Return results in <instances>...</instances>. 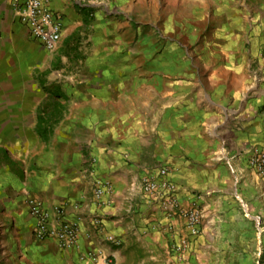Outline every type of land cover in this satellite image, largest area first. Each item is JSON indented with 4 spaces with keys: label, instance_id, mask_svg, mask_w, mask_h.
Returning <instances> with one entry per match:
<instances>
[{
    "label": "crops",
    "instance_id": "obj_1",
    "mask_svg": "<svg viewBox=\"0 0 264 264\" xmlns=\"http://www.w3.org/2000/svg\"><path fill=\"white\" fill-rule=\"evenodd\" d=\"M50 8L62 18L53 51L30 36L13 0H0V117L17 119L0 149V264H91L82 259L89 251L109 257L97 264H264V174L248 164L264 149V0H51ZM180 21L181 37L209 38L214 60L183 61L172 78L149 55L167 48ZM53 68L64 71V93L42 89H58L43 77ZM43 111L53 122L37 126ZM161 168L181 205L203 215L180 254L171 247L187 235L182 220L142 191ZM95 176L112 186L107 205L93 202ZM27 198L78 218V247L36 240Z\"/></svg>",
    "mask_w": 264,
    "mask_h": 264
},
{
    "label": "built area",
    "instance_id": "obj_2",
    "mask_svg": "<svg viewBox=\"0 0 264 264\" xmlns=\"http://www.w3.org/2000/svg\"><path fill=\"white\" fill-rule=\"evenodd\" d=\"M50 2L51 0H13L19 20L26 25L30 36L47 51L57 48L62 35V18L50 8ZM220 156L225 158L229 169L233 171L229 162L233 157H226V148H221ZM248 164L258 175H263L264 149L254 151L248 158ZM167 173L166 168H161L157 172L158 178L147 175L141 180V186L148 199H163L162 210L168 218L182 220L187 235L179 234L178 241L171 247L175 254H180L189 246L190 237L199 235L203 215L195 206L181 205L175 197L176 186L167 179ZM112 192V186L108 181L96 176L92 178V198L97 206L107 205ZM27 206L29 215L34 220L32 234L36 240L54 239L58 248L63 251L78 247V218L66 219L62 206H57L50 212L39 199L35 198H27ZM94 222L95 225L99 223L96 220ZM111 242L119 245L115 238H112ZM82 259L91 264H97L100 259L109 263V257L103 256L100 251H89Z\"/></svg>",
    "mask_w": 264,
    "mask_h": 264
},
{
    "label": "rangeland",
    "instance_id": "obj_3",
    "mask_svg": "<svg viewBox=\"0 0 264 264\" xmlns=\"http://www.w3.org/2000/svg\"><path fill=\"white\" fill-rule=\"evenodd\" d=\"M177 25L175 27L174 24H171L170 31H171V37L168 39H164L165 41H162V43L167 44V48L162 49L161 45L159 47H156L153 54L149 55L151 58H153L155 61H161L163 60L165 63L168 64V66L171 68L170 72H175L176 74L172 77L181 78V63L183 61L187 62H198V61H213V46L209 45V38L208 37H201L199 39L193 38V37H181V21L177 22ZM159 37H162V32L160 29L157 31ZM207 34V33H206ZM181 43L184 45L181 47ZM187 48L188 54L186 55L184 53V48ZM57 49V48H56ZM55 49V50H56ZM62 65V64H61ZM59 68V67H58ZM62 68V67H61ZM56 69L50 70H44L43 71V77L46 75V77L49 79L48 84H57L58 89L56 88V91L54 90V87L52 85H46L43 87V91L47 92V89L50 90L51 93H64V83L60 82L58 80H63L61 75L64 72L62 69H58L57 73L55 71ZM62 70V71H60ZM54 71V72H53ZM45 72V73H44ZM169 72V73H170ZM178 72V73H177ZM46 80V79H45ZM35 89H39L36 87ZM62 89V90H61ZM17 121V119H8L7 117H0V149L2 148V145L8 142V132H7V124L9 121ZM16 138L19 136H25V135H15ZM48 137V136H46ZM30 153L33 155L35 152L39 153L41 151V145L36 144L35 141H31L29 144ZM20 151H17L16 154L14 153L15 158L21 157V154H19Z\"/></svg>",
    "mask_w": 264,
    "mask_h": 264
},
{
    "label": "trees",
    "instance_id": "obj_4",
    "mask_svg": "<svg viewBox=\"0 0 264 264\" xmlns=\"http://www.w3.org/2000/svg\"><path fill=\"white\" fill-rule=\"evenodd\" d=\"M47 92H48V94L51 93L50 90H47ZM52 122H53L52 118H50L49 116H46V113L43 111V115L38 117L37 126H38V124H41V125H46L47 124L48 125V123H52ZM0 157H2L1 151H0Z\"/></svg>",
    "mask_w": 264,
    "mask_h": 264
}]
</instances>
